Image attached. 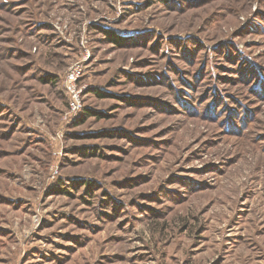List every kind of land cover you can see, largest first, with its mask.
Listing matches in <instances>:
<instances>
[{
  "label": "rangeland",
  "instance_id": "374dc122",
  "mask_svg": "<svg viewBox=\"0 0 264 264\" xmlns=\"http://www.w3.org/2000/svg\"><path fill=\"white\" fill-rule=\"evenodd\" d=\"M0 264H264V0H0Z\"/></svg>",
  "mask_w": 264,
  "mask_h": 264
},
{
  "label": "built area",
  "instance_id": "2783aa9c",
  "mask_svg": "<svg viewBox=\"0 0 264 264\" xmlns=\"http://www.w3.org/2000/svg\"><path fill=\"white\" fill-rule=\"evenodd\" d=\"M81 70L78 66L73 67L66 75L65 87L70 98V107L72 109L79 106V91L76 86L77 78Z\"/></svg>",
  "mask_w": 264,
  "mask_h": 264
}]
</instances>
